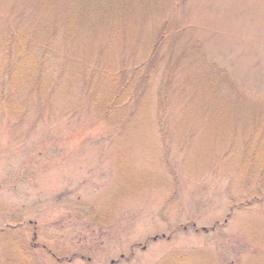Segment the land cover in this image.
I'll return each mask as SVG.
<instances>
[{
    "label": "rangeland",
    "instance_id": "1",
    "mask_svg": "<svg viewBox=\"0 0 264 264\" xmlns=\"http://www.w3.org/2000/svg\"><path fill=\"white\" fill-rule=\"evenodd\" d=\"M0 66V264H264V0H0Z\"/></svg>",
    "mask_w": 264,
    "mask_h": 264
},
{
    "label": "trees",
    "instance_id": "2",
    "mask_svg": "<svg viewBox=\"0 0 264 264\" xmlns=\"http://www.w3.org/2000/svg\"><path fill=\"white\" fill-rule=\"evenodd\" d=\"M34 36H36V32L33 33ZM20 45L18 46V51H19V48H20ZM24 46V45H23ZM57 50V49H56ZM54 48H49L48 51H49V54L50 56H46L45 55V52L44 50L40 51L38 54L34 55V57H30L28 59V62L26 63V67L32 69V70H28L25 72L26 76L28 75L27 73L28 72H31L32 73V86L34 85L35 83V87L37 89H39V84L37 83V81H40L41 85L44 87V92L43 93H39L41 96L47 98L49 97L50 95H52V93L59 87L58 84H62L63 80L62 78L63 77V71L65 70L64 68L68 67L69 65H72L73 63H66V59H67V56H65V59H64V62H60L58 63V51H56ZM41 52H43V55L44 57L42 58L41 57ZM8 56V54H7ZM157 56V55H156ZM7 62H4L3 64L5 65ZM18 63V62H17ZM13 65V66H11ZM73 65H76V64H73ZM2 66V64H1ZM0 66V71L3 72L2 70V67ZM15 66V63H12V64H7V67H6V70H5V77L6 78V81L7 80H10V73L12 72V69L13 67ZM44 76H47L48 78V84L44 83L43 85V82L42 80V77ZM34 77L35 80H34ZM52 78V81L50 80ZM11 81V80H10ZM51 81V82H50ZM12 82V81H11ZM16 82V80L14 81V83ZM65 82V80H64ZM13 83V82H12ZM13 83V84H14ZM25 84L27 85V82L25 81ZM47 86V87H45ZM54 87V89H52ZM31 89V88H30ZM35 93H37L35 91ZM142 95H139L138 96V99L141 98Z\"/></svg>",
    "mask_w": 264,
    "mask_h": 264
}]
</instances>
